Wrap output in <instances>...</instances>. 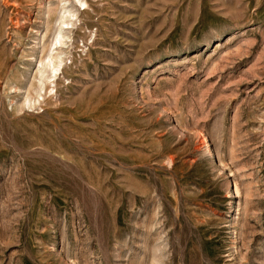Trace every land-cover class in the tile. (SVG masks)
<instances>
[{"label":"rangeland","instance_id":"obj_1","mask_svg":"<svg viewBox=\"0 0 264 264\" xmlns=\"http://www.w3.org/2000/svg\"><path fill=\"white\" fill-rule=\"evenodd\" d=\"M0 264H264V0H0Z\"/></svg>","mask_w":264,"mask_h":264},{"label":"bare ground","instance_id":"obj_2","mask_svg":"<svg viewBox=\"0 0 264 264\" xmlns=\"http://www.w3.org/2000/svg\"><path fill=\"white\" fill-rule=\"evenodd\" d=\"M63 23H65V22H63ZM59 33H61V32H59ZM59 33H58V34H59ZM55 38H56V37H55ZM56 70H57V69H56ZM51 71H52V70H51ZM54 71H55V70H54ZM57 71H58V70H57ZM56 74H57V73H56ZM51 77H52V76H51ZM205 141H206V140H205Z\"/></svg>","mask_w":264,"mask_h":264}]
</instances>
